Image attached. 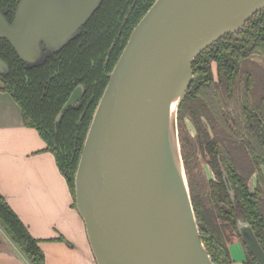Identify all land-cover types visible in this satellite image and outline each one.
<instances>
[{
  "label": "water",
  "instance_id": "95a60500",
  "mask_svg": "<svg viewBox=\"0 0 264 264\" xmlns=\"http://www.w3.org/2000/svg\"><path fill=\"white\" fill-rule=\"evenodd\" d=\"M101 1L19 0L11 22L0 6V37L23 61L38 63L66 44ZM262 8L264 0H154L133 27L108 73L74 175L76 207L97 264H186L184 257L215 264L200 237L176 111L193 79L192 59ZM7 70L0 57V73ZM237 228L264 264L251 225Z\"/></svg>",
  "mask_w": 264,
  "mask_h": 264
},
{
  "label": "trees",
  "instance_id": "16d2710c",
  "mask_svg": "<svg viewBox=\"0 0 264 264\" xmlns=\"http://www.w3.org/2000/svg\"><path fill=\"white\" fill-rule=\"evenodd\" d=\"M17 2L0 0L10 22ZM153 2L102 0L81 33L60 51L45 52L35 64L23 61L9 41L0 37V57L9 67L8 73H0L1 88L19 103L24 124L38 130L73 196L75 171L108 73L133 27ZM102 37L106 44L103 42L88 58L79 41L98 43ZM256 54L264 56V8L237 32L221 36L192 59L193 79L176 111L181 156L200 237L215 264H234L229 244L240 236L237 217L246 219L264 249V174L260 168L264 165V66L253 57ZM80 81L86 87L81 103L64 110L56 121L70 91ZM186 117L195 128L198 150L215 173L216 179H210L208 186H200L192 173L185 149L189 142ZM221 167L233 194L227 190ZM254 171L258 180L251 191L247 181ZM0 225L31 264H46L40 239L30 233L1 192ZM246 258L248 263L257 264L247 248Z\"/></svg>",
  "mask_w": 264,
  "mask_h": 264
},
{
  "label": "crops",
  "instance_id": "0c3cea01",
  "mask_svg": "<svg viewBox=\"0 0 264 264\" xmlns=\"http://www.w3.org/2000/svg\"><path fill=\"white\" fill-rule=\"evenodd\" d=\"M0 192L39 238L46 264H97L84 221L54 154L34 127L25 125L19 103L1 88ZM234 264H243V244H230ZM0 264H31L0 225Z\"/></svg>",
  "mask_w": 264,
  "mask_h": 264
},
{
  "label": "flooded vegetation",
  "instance_id": "af4514ba",
  "mask_svg": "<svg viewBox=\"0 0 264 264\" xmlns=\"http://www.w3.org/2000/svg\"><path fill=\"white\" fill-rule=\"evenodd\" d=\"M18 2H19V0H18ZM18 2H17V4H18ZM16 7H17V5H16ZM16 7H15V10H16ZM14 14H15V11H14ZM13 17H14V15H13ZM90 18V17H89ZM87 21H88V19H87ZM86 21V22H87ZM86 22L84 23V24H82V26L80 27V31H78V32H80L81 33V31H82V29H83V26L86 24ZM77 32V33H78ZM79 33V34H80ZM95 39H97V36L95 37ZM70 41V40H69ZM69 41H67V43L69 42ZM98 43H96V42H94V41H89V42H86V43H83L82 41H79V45L81 44V46L84 48V49H87V52H88V58L91 56V54H93V53H95V52H97V48L98 49H100L99 47L101 46V44L104 42L105 44H106V39L105 38H103L102 37V39L101 40H99V41H97ZM66 43V44H67ZM66 44H64L59 50H57V51H54V52H58V51H60L62 48H64V46L66 45ZM113 45H114V42H112L111 44H110V47L112 48L113 47ZM99 57H100V54H99ZM108 59V58H107ZM94 61L92 60V63H93ZM9 72V67H8V70H7V72H5V73H8ZM4 73V74H5ZM85 90H86V87H85V85H84V82H82V81H80V82H77L75 85H74V87L72 88V90L70 91V93H69V95H68V97H67V99H66V101L68 100V98L70 97V95L71 94H74L73 95V97L74 98H76L68 107H66L65 109H63L62 110V108H63V106H64V104L66 103V101L64 102V104L62 105V107H61V110L59 111V113L57 114V117H56V121H58L59 120V117H60V113H62L64 110H66L67 108H69V107H72V106H74V107H78L79 106V104L81 103V101H82V98H83V96H84V94H85ZM187 118V117H186ZM185 118V119H186ZM193 125V124H192ZM194 127V126H193ZM195 129V128H194ZM196 133V132H195ZM194 137H195V134H194ZM198 152H199V154H200V157L203 159V161L209 166V168L211 169V172L213 173V176H211V177H207V179H205L203 182H201V183H199L198 182V184H200V186H202V185H204V186H208V181L210 180V179H216L215 178V173H214V171H213V169H212V167L210 166V164L208 163V161L206 160V158L204 157V155L198 150ZM263 164H260V168H261V170H262V166ZM222 168V167H221ZM263 172V171H262ZM222 173H223V179H224V182H225V185H226V187H227V190H229L228 189V186H227V183H226V180H225V175H226V173L224 172V170H223V168H222ZM264 174V173H263ZM257 180H258V173H257V171H254L251 175H250V177L248 178V181H247V184H248V187H249V189L252 191V190H254L255 188H256V186H257ZM229 192V194H230V191H228ZM234 198V197H233ZM246 221V219L245 218H242V217H237V219H236V222L238 223V222H245ZM240 234V233H239ZM241 241H242V244H243V251H244V259H243V264H250V263H248L247 262V258H246V248H247V246H246V244L243 242V240L241 239V236H239L238 237ZM248 249V248H247Z\"/></svg>",
  "mask_w": 264,
  "mask_h": 264
},
{
  "label": "rangeland",
  "instance_id": "374dc122",
  "mask_svg": "<svg viewBox=\"0 0 264 264\" xmlns=\"http://www.w3.org/2000/svg\"><path fill=\"white\" fill-rule=\"evenodd\" d=\"M256 60L259 61L260 64L264 66V56L256 54L253 56ZM184 125L186 126V129L189 133L188 139L189 142L187 143L185 149L186 151L190 154V162L192 164V173L195 176V179L197 183L203 182L207 177L213 176V173L211 172V169L209 166L203 161V159L200 157V154L198 152L197 144L195 142L194 134H195V129L192 125V122L189 118H186L184 121ZM175 125L172 127V135L176 136L175 133ZM176 139V138H175ZM176 143V142H175ZM180 143V140H179ZM181 147V146H180ZM181 148H180V153H181Z\"/></svg>",
  "mask_w": 264,
  "mask_h": 264
},
{
  "label": "bare ground",
  "instance_id": "6f19581e",
  "mask_svg": "<svg viewBox=\"0 0 264 264\" xmlns=\"http://www.w3.org/2000/svg\"><path fill=\"white\" fill-rule=\"evenodd\" d=\"M176 103H177V98L174 99L173 102H172V110L175 109V107H176ZM184 262H185L186 264H191L190 261H188L185 257H184Z\"/></svg>",
  "mask_w": 264,
  "mask_h": 264
}]
</instances>
